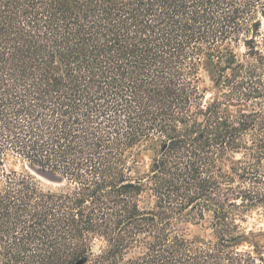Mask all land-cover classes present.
<instances>
[{"label":"trees","instance_id":"trees-1","mask_svg":"<svg viewBox=\"0 0 264 264\" xmlns=\"http://www.w3.org/2000/svg\"><path fill=\"white\" fill-rule=\"evenodd\" d=\"M263 19L264 0H0V264H264L244 226Z\"/></svg>","mask_w":264,"mask_h":264},{"label":"rangeland","instance_id":"rangeland-1","mask_svg":"<svg viewBox=\"0 0 264 264\" xmlns=\"http://www.w3.org/2000/svg\"><path fill=\"white\" fill-rule=\"evenodd\" d=\"M262 33L264 36V19H263ZM241 51L242 52L244 51V47L241 48ZM202 77L204 80L203 86L206 88L207 98H209L211 97L212 92L214 91L213 76L211 75L210 72L204 70L202 72ZM154 157H155V151L153 148L151 147L143 148L141 152H139V154L137 155V164H136L137 174H141V175L147 174L151 169ZM4 167L7 169L13 167L20 168V163L16 158L10 157L6 161ZM0 174H1V167H0ZM244 226L254 232V237L252 238L253 243L248 244V247L253 248V246H257L264 252V211L261 210L250 213L247 216V221L245 222ZM191 228H195V226L191 225ZM101 245H102V241L100 239H95L93 241L94 250L97 251Z\"/></svg>","mask_w":264,"mask_h":264},{"label":"water","instance_id":"water-1","mask_svg":"<svg viewBox=\"0 0 264 264\" xmlns=\"http://www.w3.org/2000/svg\"><path fill=\"white\" fill-rule=\"evenodd\" d=\"M32 170L38 175H40L42 178H44L45 180L49 181L50 183H59V181L55 180L50 175L43 173L41 170L35 168H33ZM81 263L82 262H78L77 264H81Z\"/></svg>","mask_w":264,"mask_h":264}]
</instances>
